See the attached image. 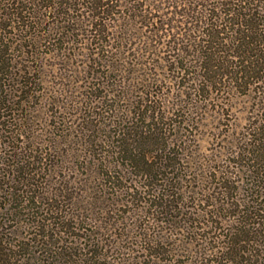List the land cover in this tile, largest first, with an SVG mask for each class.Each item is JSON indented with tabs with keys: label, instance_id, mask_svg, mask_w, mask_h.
Returning a JSON list of instances; mask_svg holds the SVG:
<instances>
[{
	"label": "trees",
	"instance_id": "1",
	"mask_svg": "<svg viewBox=\"0 0 264 264\" xmlns=\"http://www.w3.org/2000/svg\"><path fill=\"white\" fill-rule=\"evenodd\" d=\"M23 2L36 5L39 10L47 4L44 12H41L46 17L54 12L53 19H67L71 13L81 10L78 19L82 20L79 23L75 20L66 23L56 20L37 28L28 20L20 22V12V16L16 17L19 18L17 28L13 21H0V29H18L19 50L28 49L26 52L31 55L30 62L33 58L36 63L40 60V66L44 56L64 61L71 57L75 49L74 56L84 58L88 74L92 80L99 82L94 94L85 95V91L81 94L84 99H106L108 95H101V88L107 79L106 73H115L112 85L117 86L128 98L120 111L122 121L127 122L119 124V130L113 132L118 135L113 134V140L108 145L114 147L118 142L117 150L111 152L112 156L116 154L132 164V167L140 169L138 174L141 176L155 175L162 169L168 172L175 168L174 165L163 164L165 155L159 157V162L155 161L159 155L155 152L166 149L165 145L161 149L157 147L160 141L151 127L158 114L154 106L156 98L165 96L157 88L158 83L165 78L157 71L172 69L169 71L176 74L178 81L187 79L209 87L221 83L226 77L237 82L248 75L253 82L259 83L258 91L261 95L256 121L249 128L245 139L234 146L233 161L230 167L220 173L219 182L213 190L202 192V200L209 203L213 199L211 206L215 209L194 213L185 210L182 195L180 198L175 191L176 185L172 181L175 178L171 176L167 177L164 184L167 189L162 188L165 192L160 191L158 200L155 198L157 202L154 207L165 209L163 212L171 218V222L170 214L178 211L176 218L181 216L184 220L186 236L193 232L192 236L201 241L200 246L206 248L201 255L210 257L213 252H217L214 254H219L225 260L224 264H261L259 258L264 256V0H13L8 6H18L12 14L6 13L10 14L8 17L11 18L20 8L19 3ZM161 8H166V12L161 11ZM25 17L32 18L29 15ZM176 17L185 21L182 27L176 26L179 32L170 35L174 27H170V23ZM120 19H128L125 21L126 26L122 23L118 28L120 32L126 30L128 35L119 33L121 37H113V34L109 36L110 29ZM25 24L30 28H26ZM137 24L139 27L136 29ZM138 30H144V35L138 37L134 33ZM9 35L0 34V113L3 112V118L9 117V125H15L16 121H21V117H15L14 111L20 107L22 109L21 104L28 103L33 94L42 91L43 87L41 85L36 88L38 83L34 75L31 76L32 81L26 76L27 81L23 77L20 87L15 88L18 94L11 97L4 83L6 78L2 77V70L8 69V56L12 52V45L7 43ZM74 36H80L82 41L78 42ZM75 43L79 44L77 49ZM42 49L48 53L42 55ZM26 74L30 75V71H26ZM36 74L38 77V71ZM118 97L120 100L121 97ZM88 117L83 116L76 127L88 131V126L83 127ZM57 118L59 121L62 119ZM1 125L3 127L5 123ZM92 126L91 134H94L98 131L97 122ZM11 133L8 138L14 144L10 156L13 160L8 173H0V199L17 205L0 213V264H22L18 258L21 255L19 253H23L24 257L21 258L28 262L33 260L38 264H51L49 258L57 257L70 264L74 262V248L63 237L65 231L61 230L74 224L73 217L67 213L69 204L66 200L68 196L71 201L74 198L70 195L74 187L69 186L68 181L56 185L46 178L48 173L52 175L56 170H61L55 164L47 167L59 156L58 143L53 137L55 141H48L47 145L50 146V152H39L38 147L46 140L40 139L32 144L30 136L25 137L14 130ZM92 140L84 143L85 155L91 151L90 144L95 152L103 150L99 148L101 142ZM98 162V171L91 178V185L99 177L111 178L110 175L113 176L119 166H124L123 161L104 163L103 159H98ZM44 165L46 167L43 168ZM114 176L118 180L123 179L119 173ZM235 183H238L237 187L232 185ZM104 185L101 183L98 187L103 189ZM80 190L86 194L87 207L100 214L107 196L99 194L101 190L93 194L92 186ZM59 201L65 202L66 208L61 209L58 217ZM117 202L114 201V205L124 203ZM41 207L45 214H34L33 211ZM49 212L54 216L49 215ZM9 214L12 219L5 218ZM187 214L189 217L185 218ZM29 215L34 220L28 226L24 225V230L7 227L8 223L17 218L19 220L20 216ZM215 241H219L218 247L213 244ZM83 244V249L76 252L78 259L83 257L86 262L98 264L101 255L94 250L90 251L87 241Z\"/></svg>",
	"mask_w": 264,
	"mask_h": 264
},
{
	"label": "rangeland",
	"instance_id": "2",
	"mask_svg": "<svg viewBox=\"0 0 264 264\" xmlns=\"http://www.w3.org/2000/svg\"><path fill=\"white\" fill-rule=\"evenodd\" d=\"M11 1L13 0H0V21L6 23L13 21L16 23L15 28L18 27L19 18L16 17L20 16V12V22L23 19L28 20L37 28L56 20L63 23L74 20L79 23L82 20L78 19L81 17V10L71 13L67 19L63 17L53 19L54 12L50 16L47 14L48 18L43 14L47 4L39 10L36 5L26 2L19 3L20 8L10 18L8 17L10 14L6 13L12 14L18 6V4L14 7L8 6ZM161 11L166 12V8H161ZM2 15L6 16L2 18ZM26 15L32 18L27 19ZM127 20L120 19L116 22L110 29L109 36L113 34V37H121L119 33L128 35L126 30L120 32L118 29L122 23L126 26L125 21ZM178 21L180 23H176ZM183 21L185 20L174 18V21L170 23V27H174L169 34L179 32L180 29L176 26L182 27ZM138 27L139 24L136 29ZM17 30H11L9 27L6 30L0 29V34H7V36L10 34V40L7 43L12 45L11 55L8 56V69L2 70V77L6 78L4 83L12 97L16 93L15 88L20 87V82L24 81V78L27 81L26 76L32 81L31 76L34 75L38 83L36 88L42 85L43 90L33 94L28 103H22V109L18 107L19 110L14 111L15 117L18 115L21 117V121H16L15 125H9V117L3 118V112L0 113V173H8L9 165L13 160L10 156L14 144L8 138L12 130L19 131L25 137L30 136L32 144L35 141L39 142L40 139L46 140L38 147L39 152L43 150L49 153L48 141H55L52 139L55 137L60 153L47 167L55 164L60 166L61 168L58 169L61 170H54L55 175L48 173L46 178L56 185L68 181L69 186L74 187L70 190L72 192L70 195L74 196L72 201L70 196L66 198L69 204L67 205L69 212H66L73 217L74 224L70 228L65 227L61 230L65 231L63 237L68 239L69 243H72L71 247L74 248V262L70 264H96L91 261L86 262L83 257L78 259L76 256V252L79 253L78 251L83 249L85 246L83 243L86 241L90 245V251L94 250L101 255L98 264H224L225 260L219 257V254H214L217 252H213L210 257L201 255L202 250L206 248L203 249L200 246L201 241L192 236L193 232L186 236L184 220L181 216L176 218L178 211L170 214L173 220L171 222V218L168 215L165 216L163 212L166 210L161 207L155 208L154 204L158 200L159 192L164 193L167 189L164 184L168 180L167 177L171 176L175 178L172 180L176 185L175 191L178 192L180 198V194L182 195L185 210L194 213L200 210L215 209L211 206L214 203L213 199L209 203L202 200L204 197L202 192L213 190L219 182L220 173L230 167L233 161L234 146L239 145L245 139L249 128L256 121L261 95L258 91L259 83L253 82L248 75L237 82H233V78L226 77L221 83L209 87L205 84H195L187 79L178 81L176 74L169 71L172 69L164 68L157 71L165 78L157 85L158 90H162L165 96L156 98L154 106L157 107L158 114L152 121L151 127L160 141L157 147L161 149L165 145L166 149L155 152L159 154L155 161L159 162V157L165 155L163 164L174 165L175 168L168 172L162 169L158 170L155 175L141 176L138 174L140 169L132 167V164L116 154L115 157L112 156L111 152L117 150L118 142L114 147L112 144L108 145L113 140V134L118 135L113 132L119 130V124L127 122V120L122 121L120 111L124 108V101L126 102L128 98L120 92L117 86L112 85L115 73H106L107 79L101 88V95H108L106 99H84L81 96L84 91L85 95L94 94L99 85L97 84L99 82L92 80L88 74L84 58L80 55L74 56L76 54L74 49L71 57L64 61L44 56L42 66H40V60H37L38 64L34 58L30 62L31 55L26 52L28 49L19 50L18 48L17 34L19 32ZM143 32L144 30H138L134 33H137L139 37L144 35ZM74 39L78 42L82 41L80 36H74ZM167 40H169L168 37ZM74 46L77 49L79 44L75 43ZM40 53L46 55L48 51L42 49ZM189 56L192 58L191 52ZM28 70L30 75L26 74ZM36 71H38V77ZM107 92L110 93L107 94ZM118 96L121 97L120 100ZM83 116L85 118L89 116L88 122L83 126H88V131H84L82 127H76ZM57 117H61V121ZM96 122L98 131L91 134L92 125ZM2 123H5L3 127ZM92 139L101 142L102 145L99 148L103 150L95 152L90 144L91 151L85 155L84 143ZM98 159H103L104 163L109 161L122 163L123 161L124 166H119L115 172V174H121L123 179L118 180L114 174L110 175L111 178L99 177L91 185V178L98 171ZM44 182L48 183L45 180ZM101 183L106 184L103 189L98 187ZM232 185L237 187L238 183ZM87 186H92L93 194L101 190V193H98L107 196L100 214L87 207L86 194L80 190ZM114 201L124 203L114 205ZM16 205V203L0 199V213ZM57 205L60 209L57 214L59 217L61 209L64 210L66 204L59 201ZM44 211L41 207L33 212L34 214H45ZM11 214L15 215L12 212ZM49 215L54 216L50 212ZM188 217L189 214L185 216V218ZM5 218L12 219V216L5 215ZM17 220L18 218L8 223L7 227L22 231L24 225L28 226L34 218L32 215L20 216ZM11 237L14 236L11 235ZM213 244L216 247L220 245L219 241ZM19 255L18 258L22 264H38L33 260L28 262L27 259H22L23 253ZM259 261L264 264V256L260 257ZM48 262L68 264L57 257L49 258Z\"/></svg>",
	"mask_w": 264,
	"mask_h": 264
}]
</instances>
